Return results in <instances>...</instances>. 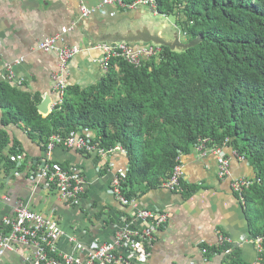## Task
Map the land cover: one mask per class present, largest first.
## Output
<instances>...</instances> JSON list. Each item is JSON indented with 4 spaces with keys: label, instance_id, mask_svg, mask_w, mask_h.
Listing matches in <instances>:
<instances>
[{
    "label": "trees",
    "instance_id": "1",
    "mask_svg": "<svg viewBox=\"0 0 264 264\" xmlns=\"http://www.w3.org/2000/svg\"><path fill=\"white\" fill-rule=\"evenodd\" d=\"M154 1L153 11L175 17L186 43L201 40L181 50L160 45L139 66L114 58L100 82L68 86L46 115L37 96L0 81L5 121L22 125L44 148L52 134L82 127L103 148L121 144L130 161L122 183L127 198L160 186L200 139L231 147L256 170L242 204L249 234L264 238V0ZM9 143L0 131V150ZM230 255V264H250L237 249Z\"/></svg>",
    "mask_w": 264,
    "mask_h": 264
},
{
    "label": "crops",
    "instance_id": "2",
    "mask_svg": "<svg viewBox=\"0 0 264 264\" xmlns=\"http://www.w3.org/2000/svg\"><path fill=\"white\" fill-rule=\"evenodd\" d=\"M101 1L0 0V81H7L5 63H9L16 77L22 80L23 90L41 101L46 97L56 100L52 73L58 68L57 51H43L38 47L42 39L55 34L61 35L60 45L80 47L66 73L67 87L80 88L97 84L106 76L101 65L104 52L97 44L174 42L169 36L167 16L156 19L157 12L147 5L135 8L106 5L88 17L80 15V4L93 7ZM151 20H155V31L143 29V24ZM63 28L68 29L63 32ZM6 116L0 107V131L6 132L10 139L0 150V194L10 198L0 201V232L5 230L3 218L11 216L18 203H24L35 212L55 217L66 233L75 234L87 245L94 238L110 242L122 213L158 207L168 212L169 218L156 232L145 264H230L231 255L216 250L209 254L204 248L217 244L219 232L233 239L250 235L247 208L233 192L230 181L239 176L255 177L256 170L249 160L234 154L231 147L224 148L231 161L229 176L219 177L215 154H202V150L193 148L180 155L183 191L160 185L138 193L136 206H125L110 194L109 184L114 173L127 171L130 161L126 153H110L102 161L106 163L102 167L99 156L57 145L48 161L79 167L88 182L82 197L63 202L56 192L45 188L41 176L31 177L32 167L46 157V147L22 125L6 123ZM13 145L17 147L16 155H11ZM59 247L70 250L64 238L59 241ZM236 249L243 262L252 264L258 260V264H264V242L261 251L252 241L243 242ZM29 253L32 249L16 244L2 256L0 264H28L24 257Z\"/></svg>",
    "mask_w": 264,
    "mask_h": 264
},
{
    "label": "built area",
    "instance_id": "3",
    "mask_svg": "<svg viewBox=\"0 0 264 264\" xmlns=\"http://www.w3.org/2000/svg\"><path fill=\"white\" fill-rule=\"evenodd\" d=\"M118 4L123 7L135 8L137 5H147L155 10L154 0H135L126 3L123 0H102L97 6L89 7L80 4V15L88 17L98 9L106 5ZM68 28H63L66 32ZM60 34L51 35L42 39L38 47L43 51H57L59 62L58 68L52 73L53 91L56 100H51L50 111L61 105L67 88L66 73L70 60L80 52V47L75 45H60ZM103 50L101 60L102 68L105 72L109 70L111 60L122 58L139 66L143 59L156 55L160 51L158 44L130 45L125 42L120 43H101L97 44ZM7 70V80L16 85H22V80L17 78L9 63H5ZM227 141V139H226ZM207 139H200L194 148L202 150V154L211 152L217 156L218 175L221 178L230 175V156L225 153L221 146H208ZM65 146L76 151L99 156L102 160L112 152L120 151L126 153L121 144L112 148H103L93 141L88 130L79 128L70 131L63 136L59 133L52 134L46 144V157L42 158L32 167L31 177L44 179V186L49 191L56 192L58 198L63 202H71L79 199L87 192L88 182L79 167L74 165L62 166L48 161L51 151L57 146ZM234 154L239 156L234 150ZM242 157V156H241ZM102 162L101 166H105ZM183 168L180 156L171 174L165 179L161 186L170 190L183 191ZM125 172L119 171L112 175L109 184L110 194L113 195L121 204L125 206H136V198H127L123 193V181ZM256 181L254 177L239 176L230 181L233 192L243 201V193ZM10 200L7 195L0 194V201ZM168 212L158 207H141L134 213H122L119 224L115 225L113 241H102L94 238L90 245H87L75 234L66 233L59 221L55 217L33 211L27 204L18 203L11 216H5L2 220L5 228L0 232V260L9 250L15 248L16 244L32 249L24 257L28 264H145L151 254L150 247L156 238V232L167 223ZM216 245L205 247H222L223 251L230 255L234 249L241 246L243 242L252 241L259 251L262 250L263 236H241L238 239L219 232ZM64 238L70 245V250L64 251L59 247V241ZM258 260L252 264H258Z\"/></svg>",
    "mask_w": 264,
    "mask_h": 264
},
{
    "label": "water",
    "instance_id": "4",
    "mask_svg": "<svg viewBox=\"0 0 264 264\" xmlns=\"http://www.w3.org/2000/svg\"><path fill=\"white\" fill-rule=\"evenodd\" d=\"M152 16V15H151ZM159 17H161L160 14L156 13V19H158ZM155 20H151V21H146L142 28L146 30H150L152 29V31H155V28H156V25L153 24ZM150 28V29H149ZM149 40H153V39H149ZM201 40V36H198L196 37L194 40L188 42V43H182V42H179L177 39L174 40V42H164L162 41V45H167L169 46L171 49H183V48H187L189 46H193L195 45L196 43H198L199 41ZM51 102V99L49 97H46L44 98L39 104H37V108H38V111L41 113V114H48L50 112V109H49V104Z\"/></svg>",
    "mask_w": 264,
    "mask_h": 264
},
{
    "label": "rangeland",
    "instance_id": "5",
    "mask_svg": "<svg viewBox=\"0 0 264 264\" xmlns=\"http://www.w3.org/2000/svg\"><path fill=\"white\" fill-rule=\"evenodd\" d=\"M166 21L169 24V36L174 39H179L182 43H186L187 37L181 33L178 35V28L176 27L175 24V17L174 16H167Z\"/></svg>",
    "mask_w": 264,
    "mask_h": 264
}]
</instances>
